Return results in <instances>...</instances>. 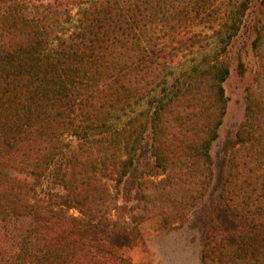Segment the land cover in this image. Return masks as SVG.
I'll use <instances>...</instances> for the list:
<instances>
[{"label":"trees","instance_id":"trees-1","mask_svg":"<svg viewBox=\"0 0 264 264\" xmlns=\"http://www.w3.org/2000/svg\"><path fill=\"white\" fill-rule=\"evenodd\" d=\"M257 3L0 0L2 264H125L139 224L189 214L207 264H264V84L212 153ZM51 175L61 192L39 206ZM120 197L130 228H113Z\"/></svg>","mask_w":264,"mask_h":264},{"label":"rangeland","instance_id":"rangeland-1","mask_svg":"<svg viewBox=\"0 0 264 264\" xmlns=\"http://www.w3.org/2000/svg\"><path fill=\"white\" fill-rule=\"evenodd\" d=\"M261 0L247 13L245 25L229 46L227 58L231 73L225 82L228 107L224 123L220 128V138L212 148L217 158L224 154L237 138V131L246 121L248 94L252 88L264 84V44L262 51L253 47L256 32L253 24L264 17ZM39 206H49L56 192L61 188L53 175L49 176L39 189ZM78 214L77 211L73 210ZM113 228L123 229L132 226L129 205L120 197L113 211ZM140 236L124 256L125 264H207L202 258V232L195 226L193 216L169 226L161 216H153L138 225ZM0 264L2 255L0 254Z\"/></svg>","mask_w":264,"mask_h":264}]
</instances>
